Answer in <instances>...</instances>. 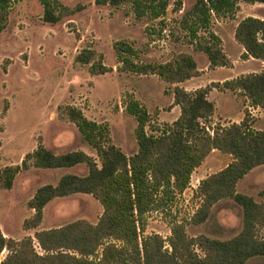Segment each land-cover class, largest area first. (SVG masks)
Here are the masks:
<instances>
[{"label":"trees","instance_id":"16d2710c","mask_svg":"<svg viewBox=\"0 0 264 264\" xmlns=\"http://www.w3.org/2000/svg\"><path fill=\"white\" fill-rule=\"evenodd\" d=\"M13 1L0 0V32L7 27ZM40 1L44 6L43 18L51 24L83 8L81 4L69 7L61 0ZM242 1L264 4V0H196L184 13L181 24L188 32L189 43L194 50L207 55L210 69L233 67L223 40L210 30V25L214 17L234 18ZM95 2L111 6L131 3L137 17L151 19L162 18L170 5V0ZM202 29L205 35L200 34ZM235 39L244 48L243 60L264 61V18L250 15L241 19ZM115 48L121 70L157 75L174 85L173 104L181 108L179 117L173 122L159 123L138 99L130 97L126 109L137 120L138 150L128 156L113 143L108 123L88 118L75 106L63 108L64 115L77 126L82 140L95 155L83 150L57 153L40 143L25 155L21 165L0 170V187L11 189L16 176L31 167L55 169L85 165L84 175L66 173L56 184L40 186L28 201L34 213L24 221L23 227L37 228L49 202L75 193L93 195L103 206V213L96 223L78 219L36 231L34 237L43 253L37 250L31 235L17 240L6 236L0 227V264H245L264 256V202L237 190L241 179L264 164V130L253 127L248 113L240 122L213 124L216 107L209 99L213 88L229 89L244 95L250 106L264 110V69L189 91L179 83L201 74L193 54L181 52L166 62H144L134 59L136 51L125 41L116 42ZM96 58V50L85 48L75 61L91 64L94 74L113 70ZM215 149L232 155L233 159L200 181L195 192L200 205L190 221L194 224L207 221L213 207L230 198L243 210V227L229 239L191 237L185 222L174 211L176 199L190 187L193 172ZM260 195L264 197V189ZM152 212H161L168 219L171 228L168 237L146 234L148 214ZM5 250L7 254L1 258Z\"/></svg>","mask_w":264,"mask_h":264},{"label":"rangeland","instance_id":"374dc122","mask_svg":"<svg viewBox=\"0 0 264 264\" xmlns=\"http://www.w3.org/2000/svg\"><path fill=\"white\" fill-rule=\"evenodd\" d=\"M195 1L170 0L166 14L151 19L137 17L131 3L111 6L98 5L95 0H61L69 7L81 4L83 8L51 24L43 18L44 6L40 0H14L7 27L0 32V170L21 165L25 155L40 143L57 153L83 150L95 155L82 140L77 126L62 112L68 105L80 108L92 120L108 123L113 143L128 156L138 150L137 120L126 109L130 97L138 99L159 123L178 118L173 104L174 85L157 75L121 70L122 63L115 48L118 41H125L135 49L137 61L166 62L181 52L193 54L201 74L185 81L183 87L187 90L206 87L221 81L215 78L233 76L240 70L257 68L258 62L241 58L242 45L235 39V30L246 16L264 18V5L242 3L234 18L212 19L210 30L221 37L230 59L237 60L235 68L214 70L209 68L207 55L194 50L181 24L184 13ZM205 33V29L200 30L201 35ZM85 48L96 50V60L113 70L94 74L91 64L77 63L75 57ZM212 90L210 98L217 105L213 124L238 122L248 113L256 127L264 128L260 112L250 110L240 92ZM232 159V155L220 150L211 151L193 172L190 187L176 199L174 211L177 218L185 222L189 236L229 239L241 231L243 210L230 198L217 203L207 221L201 224L190 221L200 205L195 195L200 181L226 167ZM66 173L84 175L87 168L85 165L55 169L31 167L16 176L11 189L0 187L3 233L17 240L31 235L37 250L43 253L34 237L36 231L78 219L96 223L103 213L101 203L91 194L75 193L53 199L44 209L42 223L35 229H24V221L34 213L28 201L36 190L44 184H56ZM263 189L264 164L253 168L237 188L258 202H264L260 195ZM150 233H159L165 238L171 234L163 213L148 214L146 234ZM6 254L7 250L3 251L1 258ZM245 264H264V256L252 258Z\"/></svg>","mask_w":264,"mask_h":264},{"label":"crops","instance_id":"0c3cea01","mask_svg":"<svg viewBox=\"0 0 264 264\" xmlns=\"http://www.w3.org/2000/svg\"><path fill=\"white\" fill-rule=\"evenodd\" d=\"M242 3H248V2H244V1H242V2H240V5L242 4ZM255 4H262V3H255ZM262 5H264V4H262ZM244 51V48H243V46H242V51H241V54H242V52ZM254 61V62H258L259 63V66L257 67V68H254V69H250L249 71H245V70H240V72H238V73H236V74H233V76H222L221 77V79L220 78H215L214 80H221L220 82H223L224 80H227V79H231V78H234V77H237L238 75H241V74H246V73H251V72H259V71H261L262 69H264V61H262V60H260V59H254V58H249V59H247V60H244V61ZM237 64V60H235V61H233V67H230V69H232V68H235V65ZM209 65V64H208ZM218 68H227V67H218ZM217 69V68H216ZM216 69H214V70H216ZM190 80V79H189ZM189 80H186V81H189ZM216 82V81H215ZM186 82H181V83H179V85L180 86H184V84H185ZM217 89V88H216ZM189 90V89H188ZM196 90V89H195ZM229 90V89H228ZM189 91H194V90H189ZM239 92V91H238ZM214 93V91L213 90H211L210 91V93H209V99L211 100V98H210V96H212V94ZM246 98V97H245ZM247 99V98H246ZM247 101H248V99H247ZM173 102H174V100H173ZM214 102V101H213ZM175 107V110H177V113H178V117H179V115H180V113H181V108H180V106L179 105H175L174 106ZM215 107H216V109H217V105L215 104ZM247 107L248 108H250V110L251 109H253L254 111H257V112H260V116L264 119V110L262 109V108H260V107H252V106H250V104H249V101H248V105H247ZM215 112H216V110H215ZM244 118V117H243ZM242 118V119H243ZM238 122H240V121H238ZM253 127L255 128V129H257V130H264V128H262V127H256V125H254L253 124ZM216 150V149H215ZM228 165V164H227ZM240 182V181H239ZM239 184V183H238ZM237 188H238V185H237ZM7 236V235H6Z\"/></svg>","mask_w":264,"mask_h":264},{"label":"built area","instance_id":"2783aa9c","mask_svg":"<svg viewBox=\"0 0 264 264\" xmlns=\"http://www.w3.org/2000/svg\"><path fill=\"white\" fill-rule=\"evenodd\" d=\"M41 249V248H40Z\"/></svg>","mask_w":264,"mask_h":264}]
</instances>
